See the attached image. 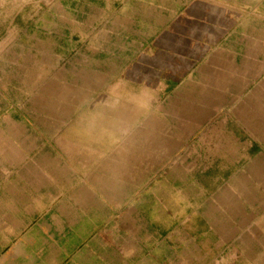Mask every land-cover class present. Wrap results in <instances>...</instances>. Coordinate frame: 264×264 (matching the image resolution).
<instances>
[{
	"label": "rangeland",
	"instance_id": "obj_1",
	"mask_svg": "<svg viewBox=\"0 0 264 264\" xmlns=\"http://www.w3.org/2000/svg\"><path fill=\"white\" fill-rule=\"evenodd\" d=\"M86 1L0 0V42L19 10L27 34L12 28L0 53V177L37 185L50 263L264 264L253 228L264 224L259 143L245 159L178 141L159 89L130 76L137 64L81 44L103 26ZM37 15L34 28L25 22ZM224 180L245 187L243 203H220ZM230 216L245 227L229 229Z\"/></svg>",
	"mask_w": 264,
	"mask_h": 264
},
{
	"label": "crops",
	"instance_id": "obj_2",
	"mask_svg": "<svg viewBox=\"0 0 264 264\" xmlns=\"http://www.w3.org/2000/svg\"><path fill=\"white\" fill-rule=\"evenodd\" d=\"M86 5L95 7L93 23L103 26L93 27L94 35L80 33L81 44L93 46L98 58L112 55L137 64L130 76L159 89V111L168 124L180 127L178 141L216 143L199 149L214 158L245 159L253 154L249 143H259L260 156H255L263 157L264 0H87ZM38 17L25 22L34 28ZM20 18L23 23L21 10L0 42V53L12 28L15 39L27 36ZM215 168L212 164L205 171ZM235 173L250 179L243 170ZM233 184L224 180L215 187L221 204L243 203L245 187ZM39 212L37 185L0 177V264H54ZM234 218L226 222L229 229L245 227ZM253 228L255 246L264 247V224L259 220Z\"/></svg>",
	"mask_w": 264,
	"mask_h": 264
}]
</instances>
